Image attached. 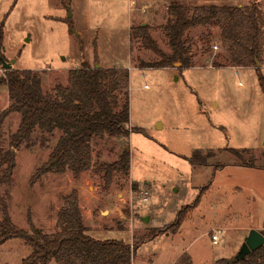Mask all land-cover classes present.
I'll use <instances>...</instances> for the list:
<instances>
[{
	"label": "rangeland",
	"instance_id": "rangeland-1",
	"mask_svg": "<svg viewBox=\"0 0 264 264\" xmlns=\"http://www.w3.org/2000/svg\"><path fill=\"white\" fill-rule=\"evenodd\" d=\"M155 1L0 0V78L6 71L3 60L15 61L14 69L38 72L49 92L58 83L67 85L70 70L86 61L127 68L130 125L144 129L130 138L94 141L100 162H114L125 148L131 151L130 175L115 174L109 188L104 174L95 170L79 177L69 171L49 174L32 183L60 136L57 132L44 140L37 133L36 146L14 150L17 168L10 183L3 180L6 165L0 167V217L6 203L20 228L53 233L63 196L77 190L85 223L96 239L135 245L157 233L138 249L132 264H176L185 253L193 264H214L235 256L251 230H264V58L260 67L219 68L216 63H224L226 54L220 28L196 26L187 33L190 68L181 62L170 68L142 67L161 58L141 39H131L132 27L149 24L159 46L171 52L161 28L171 0ZM253 1L184 3L247 6ZM255 2L264 13V0ZM10 102L7 87H0V120ZM20 120L19 113L1 120L0 159L10 150ZM228 147L249 149L245 157H254L258 168L238 165ZM198 149H214L217 156L206 166L192 165L189 158ZM217 164L223 166L216 169ZM204 189L198 206L189 209ZM181 211L187 215L174 233L171 225ZM216 229L225 230L219 244L212 242ZM31 251L24 240L10 239L0 248V264H22Z\"/></svg>",
	"mask_w": 264,
	"mask_h": 264
},
{
	"label": "trees",
	"instance_id": "trees-1",
	"mask_svg": "<svg viewBox=\"0 0 264 264\" xmlns=\"http://www.w3.org/2000/svg\"><path fill=\"white\" fill-rule=\"evenodd\" d=\"M256 1V0H255ZM253 1L247 6L201 4L188 6L184 0H171L168 6L169 18L161 28L168 38L170 53L165 52L153 37L152 27H132L131 39H141L144 46L161 59L155 63H142L145 68H170L176 62L183 67L193 65L192 46L187 39L188 31L196 26H217L221 30L220 40L225 49L224 63L219 68L257 66L264 58V13ZM4 50V25L0 26V56ZM86 61L82 66L71 69L67 85L58 83L46 92L41 75L32 69H9L0 78V87H7L10 105L3 111L1 120L12 113L21 115L18 130L11 135V148L0 159V167L6 165L5 182L10 183L17 168L14 150L31 148L39 141L40 133L54 137L60 132L49 158L38 167L32 183L49 174L72 172L79 177L84 172L99 171L104 175L109 188L116 173L130 175L131 151L129 148L114 162H100L99 154L94 156L93 142L98 138H129L132 132L144 129L131 127L130 70L127 68L97 67ZM260 72V68H257ZM0 120V122H1ZM235 155L237 164L258 168L254 157L246 159L249 149L226 148ZM217 156L214 149H198L189 161L192 165L206 166ZM223 165L217 164L216 169ZM264 168V167H262ZM139 184L133 183V189ZM205 189L190 208H196ZM187 215L179 212L171 225L177 233ZM57 230L47 233L34 227L29 233L13 220L9 207L2 203L0 217V248L10 239L20 238L32 248L31 254L22 264H132L138 249L157 237V233L139 240L135 245L124 240L96 239L85 223L77 190L63 196V205L58 212ZM264 234V230L262 231ZM176 264H193L188 253L183 254ZM214 264H264V245L237 261L235 256L218 259Z\"/></svg>",
	"mask_w": 264,
	"mask_h": 264
},
{
	"label": "water",
	"instance_id": "water-1",
	"mask_svg": "<svg viewBox=\"0 0 264 264\" xmlns=\"http://www.w3.org/2000/svg\"><path fill=\"white\" fill-rule=\"evenodd\" d=\"M68 9H69V17H72L73 14L70 10V7H68ZM14 63L15 61L7 62L3 60V66L5 70L14 69ZM256 63H257V67L261 66V62L258 59H256ZM97 67H100V64L97 65ZM144 220L146 221L147 218H145ZM263 245H264V234L256 229L251 230L250 234L246 238L240 250L235 255V260L237 261L244 260L248 255L259 249Z\"/></svg>",
	"mask_w": 264,
	"mask_h": 264
},
{
	"label": "built area",
	"instance_id": "built-area-1",
	"mask_svg": "<svg viewBox=\"0 0 264 264\" xmlns=\"http://www.w3.org/2000/svg\"><path fill=\"white\" fill-rule=\"evenodd\" d=\"M148 192H145L144 200H148L147 196ZM225 230L224 229H216L212 235L213 244H219Z\"/></svg>",
	"mask_w": 264,
	"mask_h": 264
},
{
	"label": "crops",
	"instance_id": "crops-1",
	"mask_svg": "<svg viewBox=\"0 0 264 264\" xmlns=\"http://www.w3.org/2000/svg\"><path fill=\"white\" fill-rule=\"evenodd\" d=\"M155 2H156V1L154 0V3H153V4H155ZM155 6L157 7V5H155ZM129 138H130V137H129ZM100 139H101V140H104V138H103V137H102V138H100ZM94 141H95V140H94ZM93 147H94V142H93ZM116 174H118V173H116ZM81 194H82V193H81ZM51 264H58V263H56V262H53V261H52V263H51Z\"/></svg>",
	"mask_w": 264,
	"mask_h": 264
}]
</instances>
